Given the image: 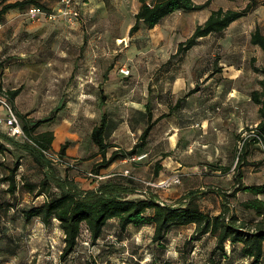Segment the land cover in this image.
<instances>
[{"label":"rangeland","instance_id":"1","mask_svg":"<svg viewBox=\"0 0 264 264\" xmlns=\"http://www.w3.org/2000/svg\"><path fill=\"white\" fill-rule=\"evenodd\" d=\"M213 2L219 9L243 10L250 3L253 9L224 33L205 39L183 56L177 55L179 44L191 36V29L183 24L175 29V26L170 27L173 29L167 34L160 31L152 35L149 30H142L139 35H130L127 26L136 11V3L132 0L124 4L107 0H72L70 10L79 13L73 20L70 19L73 15L64 14L53 21L44 17L33 20L28 15L31 6L10 11L0 23V97H8L9 90L21 89L13 106L19 114L32 119L50 117L60 104H64L58 120L44 125L41 130L59 128L73 140L75 136L81 138V147L76 150L81 157H70L75 167L57 165L56 170L86 189L92 184L87 173H94L97 164L98 153L93 151L91 132L100 124L104 112L100 106L103 93L100 90L105 78H126L120 73L122 67L131 70L128 78H165L171 82L176 78H202V85L206 84L208 107L201 121L198 119L194 125H203L204 129L199 127L203 134L197 137L210 144L206 149L210 160L199 163L208 167V174L203 177L183 175L181 184L148 191L157 193L167 203L200 188H222L232 192L238 158L243 156L245 145L252 140L261 120L259 106L248 98L261 88L263 79L254 67L264 66V51L252 44L251 37L257 27L264 33V0ZM42 4L49 12H58L64 7L63 0H42ZM73 78H94L99 85L98 91L90 93L87 89V94H73L69 91ZM238 93L243 94V99L235 103ZM156 97L158 95L153 94L154 101ZM185 122L193 123V119H185ZM167 125L168 122L163 121L159 131ZM132 143L128 141V147L133 146ZM75 145L70 143L69 146L78 149ZM251 150L247 158L251 165L243 168L244 182L247 185L263 184L264 144L251 147ZM52 151L60 153L54 148ZM99 158L101 160L102 156ZM192 161L189 158L185 164H195ZM18 162L21 164L17 173L19 186L11 193L9 182L3 179ZM222 164L232 168L231 174L217 175L212 171L213 167ZM125 165L128 166L113 172L121 173L130 168L139 178L152 182L172 176V173H166L163 178H158V163L150 169L145 167L142 175L131 161ZM44 175V168L23 149L9 144L7 152L0 154V264H82L89 259L97 260L99 264H122L130 260L141 261V264L153 261L156 264H211V252L217 241L210 235L194 241L195 225L172 230L168 248L162 252L152 241L154 227L131 226L123 234L116 221L107 226L97 245H92L90 234L84 230L76 252L62 261L64 232L58 221L46 227L40 219L26 224L23 217L24 209L42 200H36L28 185H39ZM140 188L145 190L144 186ZM142 191L138 193L140 196L145 195ZM252 198L254 196L246 192L231 198L230 202L241 218L259 219L242 206L243 201ZM195 204L212 215L222 210L221 199L214 193ZM239 248L233 250L228 259H223L222 264L245 263Z\"/></svg>","mask_w":264,"mask_h":264},{"label":"trees","instance_id":"2","mask_svg":"<svg viewBox=\"0 0 264 264\" xmlns=\"http://www.w3.org/2000/svg\"><path fill=\"white\" fill-rule=\"evenodd\" d=\"M213 0H207L203 4H197L195 0H139L141 7L136 14V23L130 30V35H135L143 26L150 29L156 27L168 15L182 10L186 12L200 11L211 5ZM38 5L44 8L42 0H9L0 1V23L6 15L13 10H25L29 6ZM45 9V8H44ZM253 5L250 3L243 10L220 8L212 12L204 24L198 25L194 33L178 47L177 55L183 56L199 44L200 39L213 33H224L234 22L245 17ZM253 45L264 51V33L257 27L251 37ZM256 72L263 75L261 88L252 92V100L259 105L261 121L258 124L255 135L251 142L264 144V66L254 67ZM21 89L7 92L12 103L20 95ZM184 99L178 101L181 106ZM53 116L40 120L27 118L19 114L27 139L18 141L0 132V154L7 152L8 144L28 152L35 162L44 168V178L39 185H28L31 193L35 194L36 200L42 199L35 205L23 210L26 224H31L35 219L49 227L58 221L64 232V249L61 260L66 261L76 252L80 238L84 230L90 234L92 245H97L102 239L106 228L116 221L118 229L126 234L131 226L154 227L153 243L159 250L165 252L168 248L170 232L176 228L195 225L193 240H201L210 235L217 241L215 250L211 252V264H222L223 259H228L231 252L238 246L246 262L243 264H264V183L247 185L244 182L243 168L249 165V155L246 143L243 156L238 158L235 168L234 189L228 192L218 188L208 190H191L172 203L164 202L155 192L147 191L140 196L141 183L124 176H113L99 182L92 180V188H82L77 181L61 176L55 164L45 155L44 151L53 149L55 140L54 131L37 133V130L45 123L53 122L58 111ZM168 114L161 115L153 120V114H148V125L140 136L139 142L131 149H115L111 154L110 149L115 147L107 140L109 124L107 114H104L99 125L92 132V139L99 148L102 156L94 167L95 174H102V170L108 169L119 160L128 159L138 155L147 146L148 139L154 127ZM70 142L62 145L60 155L67 158V150ZM20 162L11 170L10 175L3 179L9 182V191L15 193L18 190L17 173ZM231 167L226 171H230ZM159 168L157 170V173ZM56 189V192H55ZM143 192V191H142ZM240 192L250 193L254 198L242 202L246 211L256 214L259 219L248 220L241 218L231 204ZM209 193L216 194L221 199L222 210L217 215H212L201 210L195 203ZM138 196V197H135ZM229 245V248H228ZM183 251V250H182ZM82 264H99L97 260L89 259ZM107 264H114L108 262ZM122 264H141L140 262L124 261ZM151 264H156L154 261Z\"/></svg>","mask_w":264,"mask_h":264},{"label":"crops","instance_id":"3","mask_svg":"<svg viewBox=\"0 0 264 264\" xmlns=\"http://www.w3.org/2000/svg\"><path fill=\"white\" fill-rule=\"evenodd\" d=\"M15 1L18 0H14V1L9 0V2H15ZM107 1L111 3L124 4L130 2L131 0H107ZM206 1L207 0H195L197 4H203ZM213 1L209 7L200 11H190V12H186L182 10L176 11L165 17L158 25H156V27L150 29L146 26H143L137 33L139 35L140 31L149 30V32H152V35H157L160 31L162 32L164 31L165 34H167L170 33L171 31L170 29H173L170 27L175 26L174 27L175 29L183 24L191 29V35H192L196 30V28L198 27V25L204 24L212 14V12L219 9V7L215 6V2ZM132 2L136 3V11L133 13L132 19L127 26V31L129 32L136 23V14L138 13L141 7V3L139 2V0H132ZM171 24L172 26H170ZM213 35H217V34L213 33L207 37L200 39L199 44L195 46L192 50L200 46L205 39ZM232 79L235 80L238 78H232ZM72 82H73V86L69 91H71L75 95L78 93L87 94L88 93L86 91L87 89L90 91V93H95L98 91L97 88L99 87V85H97L98 83L94 78H73ZM202 83H203L202 78H188V80H184L182 78H176L173 82H171L170 80H166L165 78H128V77L105 78L104 84L101 88L102 90H100L103 91L102 101L100 103V106L102 109L104 108L103 115L107 114V119H108L107 122L109 124L107 140L110 144L115 146L110 149L109 154H111V152H113L115 149L118 148L131 150L139 142L140 136L142 135L143 131L146 129L148 125L149 112L153 114V118H154L153 120H156L161 115L168 114L167 117L162 119L154 127L148 139L146 148L144 150H141L139 153V154H147L148 156L139 162H131V164L132 165L134 164L135 169L139 172L138 174L142 175V171L145 167L150 169L152 166L158 163L157 170L159 168V171L158 173L156 172V175L160 179L163 178L166 173H172V175L179 174L181 175V178L183 177V175H187L190 177L192 176L203 177V175H207L208 167L207 166L203 167V165L200 166L199 163L210 160V156H208V153L206 151L207 147H209L210 144L203 143L201 139L200 138L198 139L197 137L198 134L202 136L203 131H199V129L203 128V125H199V124L194 125L196 122H198V119H200L201 121L202 114L203 112H206V109L208 107V99H207L208 95L205 88L206 84L202 85ZM89 84H91V86H88ZM140 84L143 85L140 86ZM234 90L236 91L237 89L234 88ZM153 94L158 95V97H156V101H154L153 99ZM238 95L239 96L235 100V103H240L241 99H243V94L241 96V93H238ZM180 99H184V100L181 106H178V101ZM251 100L252 97L250 95L248 101ZM10 102L13 105L15 101L13 103L12 101ZM254 105L257 104L254 102ZM58 108L61 109L56 114L57 115L56 119L53 122L45 123L44 125L54 123L58 120L59 113L64 109V104L63 103L60 104L53 111V114ZM4 114H5V110L2 106H0V115H4ZM53 114L51 116H53ZM27 118L32 119L31 116ZM185 119H191V120L193 119V123L185 122ZM33 120H40V119H33ZM163 121L168 122V125L163 126L162 129L159 131V127ZM44 125H42L37 130V133L54 131L55 133V140L53 143L54 149L60 151L63 144L72 141L73 143L72 142L70 143L76 144L75 147H77L78 149H72V147L70 146L67 150V158L69 157L70 159V157H76L77 155L81 157L79 152H77L81 147L80 137L75 136L74 138L75 140H73L67 134H63V132L59 131V128L56 129L48 128L41 130L44 127ZM0 132L7 134L5 129L0 130ZM92 132H91V139H92ZM204 132L207 133V129H205ZM207 135L208 134H206V136ZM130 136H132L133 138H131ZM14 139L18 141H24V139L21 138H14ZM74 141H77V143H74ZM128 141L133 142L132 143L133 146L128 147ZM92 142H93V151L95 153H98L95 163H98L99 161H101L99 158L101 155L99 154V148L94 143L93 139ZM255 146H260V143L251 142L249 144L248 157L251 155L252 152L251 147L253 148ZM189 158H192L193 159L192 162H194L195 164L191 166L186 165L185 164L186 160H188ZM94 159L95 158L93 157V159H90V161L93 162L92 160ZM217 160L219 161L221 159H217ZM126 163H128V159L119 160L115 162L112 166H110L108 169L102 170V174H110L113 171H115L116 168L122 169L123 167L128 166L125 165ZM146 163H148L147 166ZM220 163H223V160ZM250 165L251 164L247 166ZM229 167L230 166H226L225 164H222L221 166L213 167L212 171L217 175L231 174L232 168L230 171H226V169ZM132 170H134V168ZM234 176H235V172H234ZM92 187H93L92 185L89 186V188ZM200 189L205 190V188H200ZM260 197L262 198L264 197V195H261Z\"/></svg>","mask_w":264,"mask_h":264},{"label":"built area","instance_id":"4","mask_svg":"<svg viewBox=\"0 0 264 264\" xmlns=\"http://www.w3.org/2000/svg\"><path fill=\"white\" fill-rule=\"evenodd\" d=\"M71 2L72 0H63L64 7L60 8L58 12H49L41 6L34 5L28 9V15L33 20L44 17L45 19L53 21V20H56L60 14H64L65 16L73 15L74 17H70V19L72 18L71 20H73L74 18L79 16V13L73 12L72 10H70ZM120 72L126 77L131 76V70L127 67H122L120 69ZM0 106H2L5 110V114L0 115V130L5 129L7 135H9L10 137L27 139L21 118L18 115L15 108L13 107V105L11 104V102L9 101L8 97H5V96L0 97ZM44 153L55 165H61V166L69 167V168L75 167V163L71 162L70 159L68 160V158H64L60 154H57L53 152L52 150L50 151L45 150ZM147 156H148L147 154H138V155L128 158V161L139 162ZM87 175L91 179L96 180L97 184L115 175L124 176L136 182L141 183L145 187V190L143 191L144 194L150 188L168 189L172 187L173 185H178L182 183V178H181V175L179 174L172 175L160 181L152 182V181H146V180L139 178L130 169L125 170L124 172H121V173L113 172L110 174H95L93 172H89L87 173Z\"/></svg>","mask_w":264,"mask_h":264}]
</instances>
